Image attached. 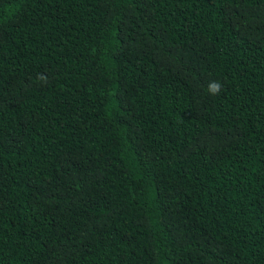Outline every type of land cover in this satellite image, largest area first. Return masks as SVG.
<instances>
[{"label": "trees", "instance_id": "obj_1", "mask_svg": "<svg viewBox=\"0 0 264 264\" xmlns=\"http://www.w3.org/2000/svg\"><path fill=\"white\" fill-rule=\"evenodd\" d=\"M0 264H264V0H0Z\"/></svg>", "mask_w": 264, "mask_h": 264}, {"label": "clouds", "instance_id": "obj_2", "mask_svg": "<svg viewBox=\"0 0 264 264\" xmlns=\"http://www.w3.org/2000/svg\"><path fill=\"white\" fill-rule=\"evenodd\" d=\"M222 88H223V85L221 84L220 81L213 80L207 86V93L209 95H213V96L219 95V93L221 92Z\"/></svg>", "mask_w": 264, "mask_h": 264}]
</instances>
